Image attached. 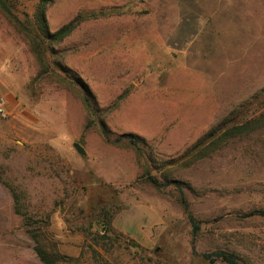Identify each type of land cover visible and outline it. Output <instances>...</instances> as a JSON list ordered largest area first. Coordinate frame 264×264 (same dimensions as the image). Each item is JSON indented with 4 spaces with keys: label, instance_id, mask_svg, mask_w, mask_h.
Wrapping results in <instances>:
<instances>
[{
    "label": "rangeland",
    "instance_id": "374dc122",
    "mask_svg": "<svg viewBox=\"0 0 264 264\" xmlns=\"http://www.w3.org/2000/svg\"><path fill=\"white\" fill-rule=\"evenodd\" d=\"M38 1L0 0V264H42L29 232L60 264H225L201 258L216 251L264 264V217H243L264 212V127L192 149L233 110L264 111V0H51L50 32L84 20L47 49L45 75L1 9L28 28ZM76 80L110 108L112 141L143 140L142 158L85 130ZM145 175L181 183L196 255L177 189ZM107 217L118 240L101 239Z\"/></svg>",
    "mask_w": 264,
    "mask_h": 264
},
{
    "label": "trees",
    "instance_id": "16d2710c",
    "mask_svg": "<svg viewBox=\"0 0 264 264\" xmlns=\"http://www.w3.org/2000/svg\"><path fill=\"white\" fill-rule=\"evenodd\" d=\"M51 0H39L34 11L33 21L34 23L27 22L28 28L24 26L22 22H20L8 9L7 5L2 2L1 9L7 16V18L12 22L15 28L23 32L27 35L28 42L30 44L31 53L37 59L39 66L42 70L40 75H45L48 73V66L45 58V52L47 49H52V45L61 43L65 38H67L84 20L82 16H77L67 24L63 25L61 28L56 30L55 32H50L48 30L47 21H46V10L50 5ZM76 84L80 87V96L82 104L86 110L87 116L90 122L85 126V130L90 129L93 126H97L102 139L107 144L119 145L121 141L126 140L128 145L134 150L136 156L138 158H142V149L141 143L142 139L137 135L125 133L118 136L114 141L111 140V133L107 128L104 118L110 112V108L102 110L99 108L96 99L89 88L81 81L76 80ZM112 109V108H111ZM248 114L244 110H233L230 115L224 118L219 124H217L213 129L208 131L205 135L197 140L195 145L193 146V150H197V155H201L208 149H215L216 145L224 141H228L234 137L249 134L259 128L264 127V111L261 112L257 116L248 117ZM212 150V151H213ZM147 173V172H146ZM144 181L155 188L157 191H160L162 188H165L170 185H174V187L178 191L177 200L182 207L183 212L188 218L189 222L192 225V242H191V250L192 254L196 255L195 251V238L200 229L199 224L192 217L188 201L182 191L181 183L178 181L167 180L165 179L163 182L159 181L155 177L151 175H145L143 177ZM264 217V212L261 211H252L246 213L243 217ZM102 230H104L107 235L101 239L103 241H111L112 237L114 240H118L120 237L119 234H115L110 229V218H106L103 221ZM31 238L35 243L34 251L42 264H60L61 256L58 252L53 251L51 249H47L41 239V235L32 234ZM115 236V237H114ZM94 243H99L98 239H93ZM102 242L103 245H106ZM101 243V245H102ZM131 246L138 250L140 249L139 245L135 242H130ZM95 253V250H93ZM201 258L209 263H213L217 260H221L225 264H240L236 257L230 253H226L224 251H216L212 253H204L201 255Z\"/></svg>",
    "mask_w": 264,
    "mask_h": 264
},
{
    "label": "built area",
    "instance_id": "2783aa9c",
    "mask_svg": "<svg viewBox=\"0 0 264 264\" xmlns=\"http://www.w3.org/2000/svg\"><path fill=\"white\" fill-rule=\"evenodd\" d=\"M7 116H8V111L6 107V100L5 98L1 97L0 98V117L6 118Z\"/></svg>",
    "mask_w": 264,
    "mask_h": 264
},
{
    "label": "water",
    "instance_id": "95a60500",
    "mask_svg": "<svg viewBox=\"0 0 264 264\" xmlns=\"http://www.w3.org/2000/svg\"><path fill=\"white\" fill-rule=\"evenodd\" d=\"M73 148L76 150V152L80 155V156H84L85 155V151L84 149L77 143L73 144Z\"/></svg>",
    "mask_w": 264,
    "mask_h": 264
}]
</instances>
